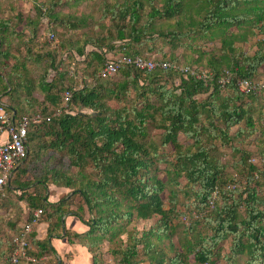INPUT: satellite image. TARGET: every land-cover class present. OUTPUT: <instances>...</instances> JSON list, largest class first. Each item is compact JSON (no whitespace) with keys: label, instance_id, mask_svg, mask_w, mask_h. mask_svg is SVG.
<instances>
[{"label":"trees","instance_id":"obj_1","mask_svg":"<svg viewBox=\"0 0 264 264\" xmlns=\"http://www.w3.org/2000/svg\"><path fill=\"white\" fill-rule=\"evenodd\" d=\"M84 1L28 0L35 15L23 21L33 26L26 42L37 38L38 28L44 21L47 27L42 28V34L53 32L56 36L59 26L69 31L68 36L56 42L55 48L48 43L46 51L41 53H34L31 46L25 44L26 55L11 54L6 35L10 37L16 31L18 41L24 44L20 39L22 31L16 29V22L11 25L10 17L0 18V101L6 98V109L15 118L24 114L49 117L48 121L43 119L29 126L25 137L26 157L13 169L16 175L5 185L6 196L0 200L1 205L12 193V200L19 203L24 199L30 209L42 206L55 209L56 220L47 235L51 237L61 227L60 206L64 200L59 204L47 201L43 191L50 179L54 185L71 188L72 195L78 194L87 205L91 215L88 220L84 221L82 214H72L88 229L83 233L66 231V235L69 241L86 240L77 242L86 246L89 253L103 237L112 244L122 242L118 237L126 233V243L110 249L116 255L117 264L144 261L147 264H188L190 255L195 264H214L213 249L230 236V251L225 255L227 262L242 255L245 264H264L261 188L264 168L260 163H247L248 151L241 150L245 154L242 158L244 172L235 171L227 177L226 165L220 159V147L216 144H231L232 149L238 151L239 147L233 142L249 141L252 135L254 148L249 157L254 153L264 158V127L258 131L254 126L262 115H253L255 105L264 114V101L256 98L264 93V87L258 93L247 95L236 87L237 77L253 80L264 71V38L259 37L264 33V0H122L112 5L108 0H100L101 23H92L90 12L77 16L60 9L61 5L74 6ZM156 1L159 5L154 4ZM20 13L11 14L12 18L17 21ZM107 16L116 17L112 21L115 33L95 36L90 30L92 25L104 29L103 21ZM253 37L257 40L252 54L236 45L247 43ZM157 39L163 40L171 50L182 46L194 50L197 57L191 65L202 67L213 74V79L205 84L192 76L183 78L179 74V83L175 84L172 79L178 73L171 69L146 72L128 66L121 67L117 80H113V76H96L108 52L115 53L124 46L130 55H142L134 51L133 46ZM197 40H218L219 53L196 50ZM86 45H90L91 50L85 53ZM4 46L7 47L4 49ZM72 53L84 57L75 61ZM10 58H13L11 64ZM151 58L164 59L153 55ZM204 58L206 62L202 64ZM169 61L178 60L172 57ZM70 62L74 63L72 67L68 66ZM6 65L8 72L3 71ZM31 65L44 66L35 76ZM79 67L93 83L84 79L83 86L75 89L77 82L74 84L69 70L76 71ZM223 70L233 75L225 89L216 81ZM65 89L72 90L70 112L51 116ZM120 102L125 103L115 106ZM241 122L244 126L231 134L230 128ZM148 125L162 130L160 145L142 141L148 135ZM179 133L192 142L181 143ZM168 144L172 148L171 158L164 150L158 152L159 146ZM65 160L68 161L66 166ZM160 163L164 166L160 167ZM69 167L76 171L72 172ZM28 172L34 179L24 177ZM161 172L164 179L159 176ZM48 173L52 177H47ZM258 174L263 177L261 181L257 180ZM182 179L186 181L184 184ZM234 180L243 183V188L227 189L226 185ZM164 192H167L166 200ZM214 192L216 197L210 207ZM179 193L188 200L179 201ZM165 201L169 205L167 209ZM180 203L198 215L188 225H182L178 246L169 243L172 254L167 256L154 239L170 240L175 234L179 217L185 212L177 208ZM240 207L245 210L244 215ZM153 216H158L155 224L141 230L140 236H136L135 226L127 229L132 220H147ZM17 219L19 217L10 220V227L16 232ZM30 235L27 236L29 242ZM9 239L6 249L0 251V257L7 262ZM47 242H33L40 249L34 252L30 248L29 252L35 256L54 252ZM140 254L144 257H138ZM91 264H97L92 255Z\"/></svg>","mask_w":264,"mask_h":264},{"label":"rangeland","instance_id":"obj_2","mask_svg":"<svg viewBox=\"0 0 264 264\" xmlns=\"http://www.w3.org/2000/svg\"><path fill=\"white\" fill-rule=\"evenodd\" d=\"M43 1H46V0H43ZM121 1L122 0H108V3L112 5V4H115L116 2L120 3ZM0 2H1V10H2V11H0V18L1 17H3V18L10 17V19L12 21L11 25H13L14 22H16L15 23V26L17 27L16 29H18L19 32L22 31V33H20L21 34L20 39L23 41L27 40L26 37L31 36V30H32L33 26L27 22L25 24L23 21L25 19L27 21L28 19L32 18L33 15H35V11L34 10L33 11L27 10L26 5L17 4L16 2H14L12 0H0ZM99 4H100V0H94V1L85 0L83 3H80L79 5H74V6L61 5L60 9L62 11L68 12V13L70 12V13L77 14V16H79L81 13H89L90 12V13H92V17H93L92 23H101L102 22L100 19L101 10L99 8ZM154 4L159 5V3L157 1ZM19 11L21 13L18 16V19L16 21L15 19L12 18V15H14V13L18 14ZM19 17H21V19H22L21 21H19V19H20ZM114 20H116V17H115V19H112V18H109L107 16L104 18V21H103V25L105 27L104 29H101V28H99V26H95L94 24L92 25V23H91L90 25H92V27H91L92 29H90V30L95 32V36L109 35L110 33L114 34L115 28H114V23L112 22ZM43 27H44V25H41L39 28L37 27L38 33H37L36 39H34V40L32 39L31 42L25 41L24 44L18 41V37L16 35L18 33L16 31H15L16 34L14 32L12 35H10V37H9V35H6V39L8 37V40H9L10 53L14 54L15 56H20V57L26 55V51H25L26 45L25 44H27V46H31V51H34V53H41V52L46 51L48 42L44 38L45 33L42 34V28ZM93 27H95L96 31H95V29H93ZM86 29H88V28H86ZM55 32H56L55 34H56L57 41H61L62 37H66L69 35V31L67 29L61 30L60 26L57 28V30H55ZM259 37L264 38V33H263V35H261ZM9 38L13 39V40H10ZM256 40H257V38L253 37V38H250V40L247 43H236V45L242 51H246L247 54H252L256 49V46H255ZM194 45H195L196 50L199 49L202 51L219 53L218 49H219L220 43L218 40H215V41L197 40L194 43ZM6 47L7 46H4L3 48L5 49ZM133 47H134V51L139 52V54L153 55L156 57L163 56V58L166 60H170L172 57L173 58L175 57V58H177L178 63L187 64V65H191V63H194L192 60H194L197 57V53L194 50H191V49L184 47V46L177 47L176 49L171 50L170 46L168 44L164 43L163 40H161V39L154 40L151 43L149 41L148 42L143 41L142 43L137 44L136 46L134 45ZM58 56H60V55H58ZM8 62L10 64L13 63V58H10ZM205 62H206V59L204 58L202 61V64L203 63L205 64ZM43 66L44 65H42L40 68H36L35 65H31L32 68H35L33 70V74L35 76H38L39 70H42ZM3 71H5V72L9 71L8 65L5 66V69ZM179 76H180L179 73L177 76H176V74L173 76L172 80L175 84L179 83ZM119 78H120V73L113 76L112 79L117 80ZM253 78H254L253 80H255V81L262 80L264 78V72L258 73ZM36 96H37V98L41 99L40 94L36 93ZM130 97H131V95H130ZM199 97H202V96H199ZM3 98L6 100L5 97H3ZM256 98L257 99L262 98L264 101V93H262L260 96L257 95ZM257 101L260 102L259 100H257ZM5 103H7V102L5 101ZM124 103L125 102H123V103L120 102L119 105H115V106H117V107L120 105L122 106ZM126 104L129 106V103H126ZM60 105H61V102H60L59 106ZM253 108L255 109L254 114H253L254 117H257L259 114L262 115L260 117V118H262V120H260V118H258V120H256L255 124H254L255 129L259 131V130H262L264 127V123H263L264 122L263 121L264 114H262L260 112L261 109L259 106L255 105V106H253ZM243 126H244V123L241 122L240 125L232 126L229 131L231 134H235L238 127H243ZM147 132H148L147 137L143 138L142 141H146L147 143L148 142H154L156 145H160L162 130L156 129L152 125H148L147 126ZM255 134H257V133H255ZM252 137H253L252 135L249 137L250 138L249 141L244 140V141L235 143V141H237V140H235L233 142V145L235 144L236 146L239 147L238 151H234L231 147V144L219 146V143L216 142L218 147H220V156H221L220 159H221L222 163H224L226 165L225 171H226L227 177H231V175L233 173H235V171H238L240 174H242L244 172L242 158H244L245 154H242L241 150L248 151L246 156H245V157H247L246 162L248 163V158H250L249 155L254 148L253 147L254 141L251 140ZM262 137H263L262 139H264V135ZM178 139L181 143H185V141H188L189 143L192 142L191 139L186 140L185 136L182 133H179ZM162 150H164V152H166L167 154H170L168 158H171L172 148L169 144L165 145V146H159L158 152L160 153ZM58 156H59V154H58ZM63 162H64L65 166H66V164H68L67 160H65ZM163 166H164V164L160 163V167H163ZM69 168L71 169L72 172L76 171V169L74 167H69ZM15 175H16V173L13 172L11 179H13L15 177ZM159 176L162 179L165 178L163 172H161L159 174ZM244 176H246V175H244ZM24 177L34 179L33 178L34 176L31 174V172H28V174ZM42 177H44V176H41V178ZM47 177H52L51 173H48ZM262 178L263 177L260 174L257 180L261 181ZM46 182H47L46 188H44V191H43L44 196L48 197L50 194H54L53 197L56 200L55 203H57V204H59L62 199L64 200L63 201L64 204L61 203L62 205L60 206V208L62 209V213H63L62 215H73L72 213L76 212L78 214H82L84 221H86L90 218L91 215L89 214V212L87 210V205L85 204L82 197H80L78 194L72 195V193H71L72 189L71 188H68V187H65L62 185L52 184L50 179L49 180L47 179ZM181 182H182V184H184L186 181H185V179H182ZM38 184H40V183H38ZM33 186H35V185H33ZM261 188H262V191L264 194V182L262 183ZM31 189H33V187H31L29 189V191H31ZM32 193L34 194V191ZM60 193H62V194H60ZM166 193L167 192H164V196H163V198L165 200H166V197H165ZM12 195L13 194L10 193L9 197L5 199L6 201H4V204L1 205L2 202L0 201V209H3V211H4V212H0V251H2V250L4 251L6 249V247L8 246V243L6 241L8 240V238L11 237V234L13 232H15V230L10 227V226H12V225H10L11 224L10 220L11 219L16 220V218L19 217V219H17V221H16V224H20L26 218V217L25 218L23 217V215H24L23 211L25 209H27L28 206H26L25 209H23L20 206V202H25V200L22 199L18 203L17 201H14L10 198ZM182 196H183L182 193L178 194L179 201L181 200L183 202H186L188 199H185ZM9 198H10V200H9ZM190 200L192 201V199H190ZM8 202H10L11 205ZM164 203H165L164 207H165V209H167L169 207V205L166 203V201ZM188 205H189V203L187 204V206ZM20 207L22 209H20ZM29 208H31V207H29ZM36 208H42L43 218H47V217L52 216V215L55 216L54 215L55 209L50 208L49 206H42V207H36ZM177 208L182 212L185 211L183 213L185 215H187V217H188L187 222L186 223L183 222L181 219V216H180L179 217L180 224L177 226L176 232L172 236V238H170V240H168L167 238H164L160 241H156L154 239V241L157 244V247L159 249L164 250L166 252L167 256H170L172 254V250L169 249V243L173 242L175 245L178 246V238H179V235H181L180 230L182 228V225H188L189 222L191 220H193L192 213L195 212V210H191V211L187 210L182 203L178 204ZM189 208L191 209V205L189 206ZM239 210L241 211V213L243 215L245 214V210L243 209V207H240ZM157 218H158V216H153V217H151V219H147V220H132L128 224L127 229H131L132 226H135V228L137 230L136 236H140L141 230L148 229L150 226H153L155 224ZM173 222L175 223V221H173ZM263 222H264V220H263ZM87 229H88V226H87ZM72 233H74V232H72ZM118 238H121L122 242L118 240L117 243H112V244L109 243L104 237L102 238V240L99 242L98 246L96 248H94V251L90 253V255L95 256L97 264H117L116 255L112 254L110 249L115 248L117 245H119V243L124 245L126 243V240H127L126 233H121V235ZM74 240L75 241L78 240L81 243L86 241V240L79 239V238H75ZM230 247H231V237L229 236L226 239L222 240L213 249L214 255L211 257V259L214 261V264H245V257L242 255H237L236 257H234V259H233L234 261H232L230 263L227 262V260L225 259V255H227L229 253ZM138 257L142 258L144 256L142 254H140ZM139 264H147V262L144 261V262H141ZM188 264H195L192 255H190L188 257ZM203 264H212V263H203Z\"/></svg>","mask_w":264,"mask_h":264},{"label":"built area","instance_id":"obj_3","mask_svg":"<svg viewBox=\"0 0 264 264\" xmlns=\"http://www.w3.org/2000/svg\"><path fill=\"white\" fill-rule=\"evenodd\" d=\"M20 4L26 5L27 10H30L31 6L28 0H13ZM43 29L47 27V22H43ZM45 40L50 43L54 48L56 46V36L53 32H48L44 34ZM106 60L103 66L98 69L96 76L98 78H108L115 76L119 73V70L123 66H128L134 68L138 71L150 72L156 69L168 70L179 73L183 78L192 76L195 79L203 81L205 84L213 79V74L204 70L202 67L194 64L187 65L178 62H171L166 59H152L151 55H130L127 53L126 47L121 46L115 53L108 52L106 54ZM70 76L73 80L78 81V86L75 89L81 88L83 86V79H86L88 83H93L92 78H86L80 67L74 71L70 69ZM231 76L228 71L223 70L221 74L218 75L216 81L221 89H225L228 84L231 83ZM237 90L242 94L258 93L264 87V78L260 81L249 80L245 78H236ZM72 97V90L65 89L62 92L61 105L56 107L51 113V116H59L63 112H70L68 104ZM5 99L0 101V135L5 134V138L0 140V200L6 196L5 185L9 182L12 171L15 169L26 157L25 148V137L28 133L29 126L41 122L43 119L49 120V117H41L39 114L29 115L24 114L20 117L15 118L14 114L6 109ZM260 156L253 154L248 159L250 163H260L264 168V158H259ZM227 189H242L243 183L238 180L229 182L226 185ZM216 197V192L213 193L212 200L209 201L210 207L213 206V199ZM42 208L28 207L26 218L23 222L17 225L18 231L13 232L9 239V264H38L40 262V257L33 255L29 252L31 244L27 238L31 234L35 227L40 223L42 219ZM197 212L192 213V217L196 218ZM181 219L183 222H187V215H182Z\"/></svg>","mask_w":264,"mask_h":264},{"label":"crops","instance_id":"obj_4","mask_svg":"<svg viewBox=\"0 0 264 264\" xmlns=\"http://www.w3.org/2000/svg\"><path fill=\"white\" fill-rule=\"evenodd\" d=\"M91 50L90 45L85 46V53ZM84 56L78 57L75 53H72V58L75 61H81ZM74 63H68V66L72 67ZM76 68V67H75ZM78 69V68H77ZM70 71V70H69ZM264 72V71H263ZM53 75V71L50 72L49 76ZM86 77V76H85ZM90 78V77H86ZM75 81V80H74ZM78 81H75L74 84ZM84 82V79H83ZM77 88V87H76ZM4 99V98H1ZM5 138V134L0 135V140ZM17 191L16 193H18ZM62 194V193H60ZM54 194H50L47 198L49 203H55ZM20 206L25 209L28 204L25 202H20ZM20 207V209H22ZM28 209V208H27ZM27 209L23 211V217H26ZM0 212H4L3 209H0ZM56 220L55 216H49L43 218L40 223L35 227L34 231L30 235V244L31 249L34 252H37L38 248L33 242H42L48 241L50 248L54 249V252L47 251V253L38 255L40 257V262L38 264H91V255L88 252L87 248L73 239L69 241L66 231H72L75 233H83L87 230V226L83 224L76 216L74 215H62L61 216V227L60 229L53 233L51 237H47L48 230L51 228L53 222ZM0 264H9L7 261L0 257Z\"/></svg>","mask_w":264,"mask_h":264},{"label":"clouds","instance_id":"obj_5","mask_svg":"<svg viewBox=\"0 0 264 264\" xmlns=\"http://www.w3.org/2000/svg\"><path fill=\"white\" fill-rule=\"evenodd\" d=\"M10 181V180H9ZM9 183V182H8ZM29 207V206H28ZM33 209V208H32ZM43 217V216H42ZM42 220V219H41Z\"/></svg>","mask_w":264,"mask_h":264}]
</instances>
